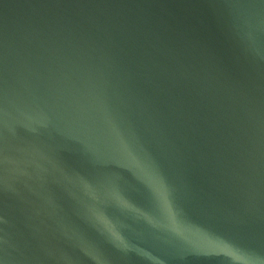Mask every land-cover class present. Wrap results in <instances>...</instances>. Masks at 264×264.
I'll list each match as a JSON object with an SVG mask.
<instances>
[{
	"label": "water",
	"instance_id": "95a60500",
	"mask_svg": "<svg viewBox=\"0 0 264 264\" xmlns=\"http://www.w3.org/2000/svg\"><path fill=\"white\" fill-rule=\"evenodd\" d=\"M0 264H264V0H0Z\"/></svg>",
	"mask_w": 264,
	"mask_h": 264
}]
</instances>
